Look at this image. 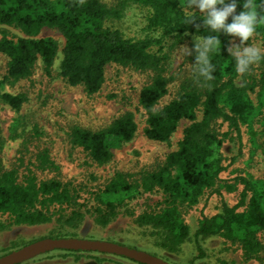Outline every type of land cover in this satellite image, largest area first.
<instances>
[{
    "label": "trees",
    "instance_id": "trees-1",
    "mask_svg": "<svg viewBox=\"0 0 264 264\" xmlns=\"http://www.w3.org/2000/svg\"><path fill=\"white\" fill-rule=\"evenodd\" d=\"M183 2L185 0H116L109 6L102 0H0V24L17 28L23 34L13 38L5 31L0 37V54L9 58L6 73L0 75V103L18 113L9 127L8 138L19 140L14 159L10 166L5 165L2 153L7 137L0 125V215L7 214L16 225H41L56 220L61 228L52 237L60 238L68 236L67 230L77 227L87 212L96 224L105 227L130 201L144 194H158L159 201L140 213L135 221L151 229L158 247L177 253L191 238L184 210L197 205L207 192H218L215 187L225 170L224 142L234 133L242 140L246 127L252 144L260 146L264 154V59L246 73L236 74L227 47L239 40L238 37L220 34L221 53L214 56L217 68L211 80L199 76L194 68L180 83L175 96L160 106L170 93L172 80L162 52L165 41L174 39L179 43L186 37L207 34L199 18L194 24H182ZM131 3L148 10L144 37L131 38L121 29L108 25L109 21L122 19ZM241 10L242 0H238L237 14ZM260 10L264 12V5H260ZM196 11L199 17V10ZM196 24H201L199 32ZM44 28L57 29L65 38L59 76L70 86H82L89 96L102 90L109 65L151 73L150 81L139 95V107L145 116L143 132L147 138L170 144L182 120L191 121L184 128L177 148L160 164L137 175L115 171L104 183L91 189L90 204L81 203V189L98 178L92 175L89 183L82 184L62 179L61 166L52 154L45 131L37 122L20 114L28 96L4 90L5 85L30 78L39 61L44 73L49 78L54 76L60 46L54 37L40 36ZM255 38L264 45V25L257 27L249 43ZM193 46L194 42L192 49ZM189 60L195 62L194 51ZM252 94L256 95L257 102ZM109 98L114 96L109 95ZM257 123L260 131L255 129ZM224 125L228 127L226 131H222ZM137 131L135 113L126 111L99 129L70 125L67 136L72 146L84 155L86 164L104 166L113 161L114 149L131 142ZM50 173L54 176L49 177ZM235 180L227 189L234 191L237 184H241L239 201L233 205L223 203L220 212L204 216L194 233V241L203 256L200 241L220 236L236 244L245 260L264 262V180L248 176H238ZM51 252L19 264H27ZM57 252L87 254L97 259L99 255H108L91 251Z\"/></svg>",
    "mask_w": 264,
    "mask_h": 264
},
{
    "label": "rangeland",
    "instance_id": "rangeland-1",
    "mask_svg": "<svg viewBox=\"0 0 264 264\" xmlns=\"http://www.w3.org/2000/svg\"><path fill=\"white\" fill-rule=\"evenodd\" d=\"M102 1L109 6L116 2V0ZM147 14L146 8L131 3L122 19L109 21L108 25L121 29L128 37L141 38L147 34L144 29ZM5 31L13 38L23 36L19 29L0 24V37ZM40 36L54 37L59 43L60 51L55 60L54 76L49 78L43 71L42 62L39 61L30 78L14 85H5L4 90L14 94L25 93L28 96V102L24 104L20 114L31 122H37L45 131L52 154L61 166L62 179L82 184L89 183V177L92 175L98 178L92 180L91 184L83 186L81 203L90 204L91 189L104 183L115 171L137 175L142 170L155 168L177 148L179 140L183 137L184 128L191 123L189 120H182L170 144L151 140L144 135L145 116L139 107V95L142 87L150 81V72L115 64L109 65L107 80L102 90L89 96L82 86H70L58 74L65 43L61 32L57 29L44 28ZM174 41L167 39L163 45L162 52L166 55L167 71L172 80L170 93L162 99L160 106L167 104L175 96L180 83L194 71L192 65L194 63L189 60V56H192L193 38L186 37L179 43ZM235 44H239V40ZM251 44L264 49L263 43L258 38H255ZM189 50L190 54H188ZM8 61L7 56L0 54V75L6 73ZM109 95H113L114 98H109ZM252 98L257 102L255 94H252ZM126 111L135 113L138 122L135 138L121 148L114 149V159L111 163L104 166L86 164L84 155L70 143L67 136L69 126L79 124L87 128L99 129L107 126L116 116ZM17 116L16 111L0 103V125L7 137L2 156L3 163L7 166H10L19 145V140L8 138L9 127ZM198 116L201 118L202 113L199 112ZM245 128H243L242 140H239L234 133L224 142L222 154L225 170L221 173V181L215 187L218 192L212 190L207 192L197 205L184 210L185 221L191 229V238L182 245L179 252H169L158 247L154 236L150 233L151 229L140 226L135 221L140 213L159 201L158 194H144L130 201L105 227L96 224L91 214L87 212L85 219L77 227L69 228L68 236H63L117 242L149 252L171 264H264L256 260H245L236 244L220 236L200 241L203 256L194 241V233L204 216H212L220 212L223 203L233 205L239 201L243 186L237 184L234 191L227 189V185L235 184L236 177L248 176L253 180H264V154L260 146L252 144L251 136ZM227 129V125L222 127V131ZM255 129L261 130L258 123ZM258 136V142L261 143V135ZM48 176L53 177L54 173ZM59 228H61L60 223L56 220L41 225H16L7 214H1L0 256L43 238H55L52 236H55V231ZM99 257L100 259H97L80 253L60 254L56 250L27 264H88L90 261L94 264H137L115 255H99Z\"/></svg>",
    "mask_w": 264,
    "mask_h": 264
},
{
    "label": "clouds",
    "instance_id": "clouds-1",
    "mask_svg": "<svg viewBox=\"0 0 264 264\" xmlns=\"http://www.w3.org/2000/svg\"><path fill=\"white\" fill-rule=\"evenodd\" d=\"M237 3L238 0H185L181 3L182 24H194L199 18L207 33L193 37L194 46L191 50L195 52L192 65L205 80H211L216 71L217 64L213 60L215 55L221 53V33L239 38V44L231 43L227 47L236 74L246 73L252 65L264 59V49L249 43L257 27L264 25V12L260 10L264 0H259V3L256 0H242V10L238 14ZM229 17L231 22H228ZM195 26L199 32L201 24Z\"/></svg>",
    "mask_w": 264,
    "mask_h": 264
},
{
    "label": "water",
    "instance_id": "water-1",
    "mask_svg": "<svg viewBox=\"0 0 264 264\" xmlns=\"http://www.w3.org/2000/svg\"><path fill=\"white\" fill-rule=\"evenodd\" d=\"M54 250L91 251L125 256L144 264H171L144 250L117 242L78 237L43 238L0 256V264H19Z\"/></svg>",
    "mask_w": 264,
    "mask_h": 264
}]
</instances>
